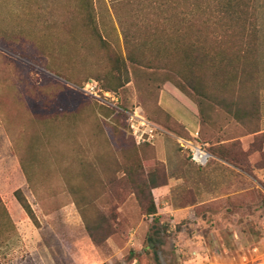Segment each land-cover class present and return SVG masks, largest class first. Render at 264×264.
Masks as SVG:
<instances>
[{
    "label": "rangeland",
    "instance_id": "374dc122",
    "mask_svg": "<svg viewBox=\"0 0 264 264\" xmlns=\"http://www.w3.org/2000/svg\"><path fill=\"white\" fill-rule=\"evenodd\" d=\"M242 2L255 39L151 0H0V264H264V0ZM166 82L200 109L206 168L158 105Z\"/></svg>",
    "mask_w": 264,
    "mask_h": 264
},
{
    "label": "trees",
    "instance_id": "16d2710c",
    "mask_svg": "<svg viewBox=\"0 0 264 264\" xmlns=\"http://www.w3.org/2000/svg\"><path fill=\"white\" fill-rule=\"evenodd\" d=\"M238 1L239 0H151V7H160V9L162 7L171 8L174 10L178 25L184 27V29L193 27L198 23H203L205 25L212 22L218 25L220 22L225 21L232 26L238 25L241 36L243 35L246 37V34L249 32L248 36L255 39L256 32L248 28L250 27L248 24L251 21H249V15L247 13L248 3L242 2V0ZM163 19L166 21L168 18L164 16ZM128 60L134 64L138 63L131 54L128 55ZM136 185L139 196L145 199L147 198V203L145 205L146 214L153 216L154 221L157 222V206L151 188L148 185ZM14 195L27 215L36 222L32 207L22 191L18 189L15 191Z\"/></svg>",
    "mask_w": 264,
    "mask_h": 264
},
{
    "label": "crops",
    "instance_id": "0c3cea01",
    "mask_svg": "<svg viewBox=\"0 0 264 264\" xmlns=\"http://www.w3.org/2000/svg\"><path fill=\"white\" fill-rule=\"evenodd\" d=\"M158 105L188 133V137L185 138L200 140V133L203 128L200 109L198 105L178 87L170 82L164 83L158 94ZM216 168L218 169L214 170V172L220 174L219 181L221 182L225 170L220 166L218 167V165ZM3 200L5 202L4 197Z\"/></svg>",
    "mask_w": 264,
    "mask_h": 264
},
{
    "label": "built area",
    "instance_id": "2783aa9c",
    "mask_svg": "<svg viewBox=\"0 0 264 264\" xmlns=\"http://www.w3.org/2000/svg\"><path fill=\"white\" fill-rule=\"evenodd\" d=\"M82 91L88 96H92L99 100L101 99V96L99 95L101 90L98 83L95 81L86 83L83 86ZM105 95H109V93H106ZM132 120L131 128L138 144L148 143L155 137L157 129L143 117L134 116L132 117ZM135 122H137V125L134 124ZM176 141L180 149L187 154L191 163L199 168L206 167L215 159L207 147L195 139L177 137Z\"/></svg>",
    "mask_w": 264,
    "mask_h": 264
}]
</instances>
